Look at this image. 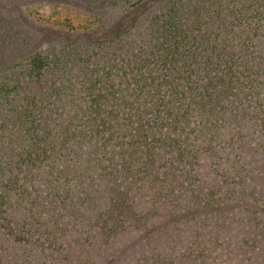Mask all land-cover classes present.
<instances>
[{
  "label": "trees",
  "instance_id": "1",
  "mask_svg": "<svg viewBox=\"0 0 264 264\" xmlns=\"http://www.w3.org/2000/svg\"><path fill=\"white\" fill-rule=\"evenodd\" d=\"M84 1L104 7L106 0ZM109 1L123 13L126 6L135 9L123 23L133 34L122 40L123 50L110 46V52L105 42L94 47L111 57L102 80L113 68L130 80L131 92L123 99L116 94L110 112L88 113L97 103L101 109L103 96L116 92L111 88L58 82L61 69L69 73L78 65L58 50L35 51L23 69L16 61L0 82V242L6 250L8 239L24 244L25 259L34 252L69 255L65 244L77 232L101 247L129 221L146 225L149 217L138 215L134 200L176 192V176L189 181L200 148L219 139L208 128L218 132L238 101L247 108L240 119L261 113L255 125L264 140V49L258 53L251 41L256 34L264 40V0ZM49 74L57 77L43 92L37 84ZM82 89L79 101L73 94ZM143 94L159 96L152 102ZM251 98L260 104L249 105ZM8 104L13 108L5 112ZM149 105L151 114L141 113ZM222 110L228 117L219 120ZM256 163L264 173V150ZM178 211L167 222L188 212L187 205Z\"/></svg>",
  "mask_w": 264,
  "mask_h": 264
},
{
  "label": "rangeland",
  "instance_id": "2",
  "mask_svg": "<svg viewBox=\"0 0 264 264\" xmlns=\"http://www.w3.org/2000/svg\"><path fill=\"white\" fill-rule=\"evenodd\" d=\"M184 1L188 4V0ZM109 2L106 0L104 7L98 4L94 7V1L85 3L84 0H0V82L6 69L11 70L16 61L23 69L24 60L35 51L58 50L68 62H78L69 73L61 69L60 76L64 78L59 76L58 82L73 83L78 88L92 85L111 88L117 93L104 95L103 102L99 103L101 109L97 103V108L92 106L88 113L110 112V108L116 106V94L122 98L121 95L131 92L127 90L130 80L123 79L114 68L110 78L102 80L108 65L111 68V57L108 51L98 53L94 47L105 42L109 50L110 46L115 51L123 50L120 46L122 40L125 42L133 35L127 31L129 22L123 23L135 9L126 6L128 11L123 13L121 8H115ZM113 18H116L114 22L111 21ZM258 35L262 34H256L251 41L253 48L263 53L264 40ZM56 77L49 74L37 85L43 92L44 89L50 91L49 82ZM83 91L73 94L74 98L80 101ZM143 95L152 102L155 96H159ZM175 96L186 98L187 94ZM91 97L97 99L88 95V99ZM252 102L251 98L247 103L251 105ZM260 102L257 100L252 106L257 107ZM241 105L238 101L231 107L230 117L218 122V132L217 126L208 128L217 135L219 133V139L200 148L189 181L186 175L176 176V192H162L160 195L150 192L134 200L138 215L149 217L146 225L135 227L137 222L129 221L123 228L131 225L120 229L112 244H102L101 247L94 238L90 242L86 233L82 237L77 232L79 241L77 235H73V241L65 244L69 255L34 252L35 257L33 254L25 259V251L29 250H25L24 244L8 239L6 250L7 244L3 245V240L0 242V254L3 253L0 264L9 261L12 255L19 260H11V264H43V261L44 264H264V173L256 163V158L264 150V140L260 128L255 125V119L261 113L247 112L240 119L242 111L247 109ZM6 107L5 112L13 108L11 104ZM152 111L153 105H149L141 113L149 116ZM219 112V120L228 117L225 110ZM129 137L130 132H125L124 138ZM221 140L223 142H219ZM217 142L219 146L215 145ZM235 164L236 168L231 169ZM185 205L188 212L172 216L167 222L171 212H179ZM75 230L77 228L73 232Z\"/></svg>",
  "mask_w": 264,
  "mask_h": 264
}]
</instances>
